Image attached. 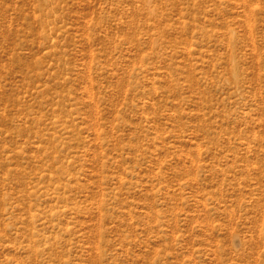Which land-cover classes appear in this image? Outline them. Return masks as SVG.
Listing matches in <instances>:
<instances>
[{"label": "rangeland", "instance_id": "1", "mask_svg": "<svg viewBox=\"0 0 264 264\" xmlns=\"http://www.w3.org/2000/svg\"><path fill=\"white\" fill-rule=\"evenodd\" d=\"M0 264H264V0H0Z\"/></svg>", "mask_w": 264, "mask_h": 264}]
</instances>
